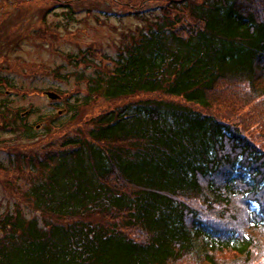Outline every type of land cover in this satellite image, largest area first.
Returning <instances> with one entry per match:
<instances>
[{
  "label": "trees",
  "instance_id": "1",
  "mask_svg": "<svg viewBox=\"0 0 264 264\" xmlns=\"http://www.w3.org/2000/svg\"><path fill=\"white\" fill-rule=\"evenodd\" d=\"M263 2L170 0L138 15L144 27L114 68L84 75L87 94L73 117L99 96L165 93L197 106L135 101L133 117L118 123L124 111L103 114L38 160L17 192L43 217L62 220L0 208V264H264V151L255 147L264 136ZM186 11L195 22L174 16ZM24 136L34 138V128ZM16 163L25 176L35 164L26 154ZM226 163L240 167L224 170ZM195 197L235 220L245 199L252 224L219 234Z\"/></svg>",
  "mask_w": 264,
  "mask_h": 264
},
{
  "label": "rangeland",
  "instance_id": "2",
  "mask_svg": "<svg viewBox=\"0 0 264 264\" xmlns=\"http://www.w3.org/2000/svg\"><path fill=\"white\" fill-rule=\"evenodd\" d=\"M141 1L22 0L23 5L11 7L0 0V11L8 12L2 22L0 20V54L12 39H21L14 51H10L9 47L5 49L4 54L9 56L5 63H2L3 56H0V78H5V85L3 89L0 88V106L3 107L5 103L6 122L13 128L15 125V130H0V205L2 204L4 209H14L9 204L15 202L14 195L1 187V180L8 184L10 181L16 182L20 177L21 171L17 167H20L21 163H16L17 154L42 156L48 151H57L61 149L60 145L68 135L80 134L95 118L124 102L132 101L130 97L109 101L99 96L87 105H80L79 109L82 111L76 118H72L69 111L67 118H59L61 114L56 116L59 119L52 132L38 133L33 139L24 137L22 123L16 115L18 112L21 114L31 110L32 112L26 115V120L35 123L41 116L57 112L54 103L43 94L49 89L61 92L63 96L76 95L75 102L86 93V84L81 80L80 73L82 70L87 73L91 69H81L84 64L77 66L73 61L74 57L80 59L84 56L83 51L86 54L93 52L98 60L104 59L110 64L118 56L122 46L134 41L138 30L144 26L143 20L132 15L133 12L155 5L163 7L168 2L145 0L142 5ZM263 1L259 0V4ZM54 4L60 6L48 13V9ZM67 9L72 13L73 10L80 12L72 14L73 18L68 20ZM158 11L159 9L155 12ZM126 12L130 14L120 17ZM182 14L174 16L176 19H183L187 24L193 22L188 11L186 15ZM44 15L46 26L43 27L41 25ZM144 15L150 16L148 13ZM249 120L253 122V118ZM60 121L64 123H59ZM253 135L257 136L255 133ZM259 141L264 145V136L259 138ZM24 168L29 170L31 165H25ZM20 204L23 207L24 204ZM199 207L203 209L201 205ZM25 212L29 214L28 210ZM46 219L52 220L53 217L47 216Z\"/></svg>",
  "mask_w": 264,
  "mask_h": 264
},
{
  "label": "water",
  "instance_id": "3",
  "mask_svg": "<svg viewBox=\"0 0 264 264\" xmlns=\"http://www.w3.org/2000/svg\"><path fill=\"white\" fill-rule=\"evenodd\" d=\"M48 94H49V96L54 97V94H52V93H48Z\"/></svg>",
  "mask_w": 264,
  "mask_h": 264
}]
</instances>
